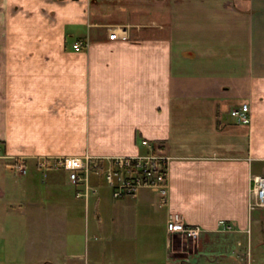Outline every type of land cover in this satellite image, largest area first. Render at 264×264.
I'll return each mask as SVG.
<instances>
[{
    "label": "crops",
    "instance_id": "crops-1",
    "mask_svg": "<svg viewBox=\"0 0 264 264\" xmlns=\"http://www.w3.org/2000/svg\"><path fill=\"white\" fill-rule=\"evenodd\" d=\"M243 103L248 124L231 115ZM153 141L172 156L166 203L150 189L115 198L96 173L86 201L66 170L39 164ZM0 143L1 264H174L119 238L157 228L169 249L172 215L202 229L190 257L238 255L258 218L251 176L264 173V0H0Z\"/></svg>",
    "mask_w": 264,
    "mask_h": 264
},
{
    "label": "built area",
    "instance_id": "built-area-1",
    "mask_svg": "<svg viewBox=\"0 0 264 264\" xmlns=\"http://www.w3.org/2000/svg\"><path fill=\"white\" fill-rule=\"evenodd\" d=\"M110 39L127 40L129 34L126 29L114 28L109 33ZM88 43L75 42L73 47L81 49ZM248 103L231 110V115L237 122L248 124L251 121ZM1 148V143H0ZM172 156L168 152L167 141H153L149 144V152L129 156L96 157L86 155H61L52 158L44 157L40 162L41 167L53 166L64 169L68 173L72 184L84 187L77 191L78 197L88 201L90 194L96 192L91 184L93 173L101 174L106 184L110 187L115 198L135 197L143 189H150L157 193L161 203H166L169 191V165ZM22 172L26 167L18 165ZM264 208V173H253L251 176V201L249 208L254 211L257 208ZM225 230L232 226L222 221ZM167 228L171 238L176 234H182L186 238H199L202 229L197 225L184 223L178 215H172L167 222Z\"/></svg>",
    "mask_w": 264,
    "mask_h": 264
},
{
    "label": "rangeland",
    "instance_id": "rangeland-1",
    "mask_svg": "<svg viewBox=\"0 0 264 264\" xmlns=\"http://www.w3.org/2000/svg\"><path fill=\"white\" fill-rule=\"evenodd\" d=\"M103 186L105 187L104 188L105 191L108 192L109 186L107 185L108 186L107 187L105 183ZM255 211L258 213V215H257L258 218L255 219V221L253 223L252 232H250L246 236L242 237V241H241L242 244L240 245L241 247L239 248L241 253L237 252L238 255H236V253L233 251H229L230 246L223 245L220 248L222 251H218L217 254L216 253L215 254H209L207 251L204 254L202 252V254H204V256H203L202 260H199L198 257H196V256L190 257L189 253L190 252L194 253L195 251H197L198 248H197L196 244L199 243L200 237L190 239V238H186L182 234H176L173 238L174 239L173 243L171 244L170 248L168 249V248H166V237H165L164 231H161V234H160L159 230L157 228H156V230L155 229H145L146 226L137 227L138 230H137L136 235H130L129 236L128 234L125 233L126 235H124L123 237H119L120 239H122V238L127 239L125 242L123 241V243L121 244V249H125L126 244H130V245L132 244L133 246H131V247L136 248L135 244L129 240V239L135 238V239H139L138 242H140V240H142L141 250H143L145 248V243H149V245L151 244L156 249L155 254H156V256L159 257L158 260L154 261L156 263H161L160 258H163L164 259L163 261L165 262L166 256L171 251V254H172L171 258L175 259L177 257L176 259H178L177 262H174V260L172 261V259H171V261L169 260V262L174 263V264L175 263L183 264L186 262H189V264H223V263H227V262L229 264L230 263L231 264H248L249 262L247 260H249V258H248L249 256L251 259L250 264H253V259H255L256 256H257L256 262H258V264L260 262L264 264V249L262 250V248H264V208L259 207V208L255 209ZM76 221L77 220H75L73 223L74 228L77 224V223H75ZM90 222H91V219H90ZM80 223H81V220H78V234L73 235V238H75V239L76 238L79 239L80 233L82 231V226L80 225ZM82 223H83V229L87 224V226H86L87 227V237L91 239L93 237V235H92V231H90V229L88 227L89 219L87 222H85V218H84ZM75 233H76V230H75ZM227 240L230 241L229 238H227ZM91 241H94V240H91ZM136 244H137V242H136ZM88 245L85 248H83V250H85L84 251L85 255L89 254L90 247ZM256 245L259 246V249L256 247ZM104 250L105 251L103 252V259L105 260V262H108V259H107L108 257L106 255L108 254L107 252L110 251V248L107 245H105ZM176 251H177V253H176ZM90 252H91V250H90ZM136 253H139V251H136ZM221 253H224L223 256H225L227 258L226 260L222 259L223 256L220 255ZM245 253L247 256H245ZM141 254L143 255L144 253L142 252ZM241 254H244V255H241ZM173 255H175V256H173ZM258 255H259V257H261L260 261H259ZM91 256H92V253H91ZM217 256H219L221 258H218ZM187 259H189V260H187ZM0 264H1V261H0ZM116 264H118V263H116ZM119 264H122V263H119Z\"/></svg>",
    "mask_w": 264,
    "mask_h": 264
}]
</instances>
